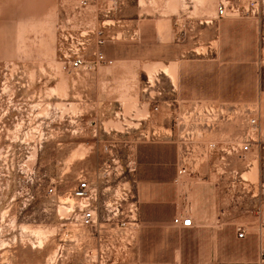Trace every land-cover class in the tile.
Returning <instances> with one entry per match:
<instances>
[{
	"label": "rangeland",
	"instance_id": "1",
	"mask_svg": "<svg viewBox=\"0 0 264 264\" xmlns=\"http://www.w3.org/2000/svg\"><path fill=\"white\" fill-rule=\"evenodd\" d=\"M42 1L0 0V264H210L198 260L204 244L179 256L171 224L146 236L137 191L152 178L173 181L176 146L167 139L182 145L180 180L192 183L185 202L192 215L200 200L218 210L211 264H264V0H219L230 18L219 17L221 30L192 22L187 37L186 95L203 78L217 91L248 97L206 119L214 128L226 124L221 141H250L244 156L232 151L224 159L211 154L214 128L203 127L205 119L177 114L175 69L168 77L138 47L122 53L119 45L141 40L103 25L133 16L138 0ZM78 56L84 62L75 67ZM162 107L170 108L163 123ZM85 176L98 189L92 228L76 225L71 196ZM172 208L154 205L160 215Z\"/></svg>",
	"mask_w": 264,
	"mask_h": 264
},
{
	"label": "crops",
	"instance_id": "2",
	"mask_svg": "<svg viewBox=\"0 0 264 264\" xmlns=\"http://www.w3.org/2000/svg\"><path fill=\"white\" fill-rule=\"evenodd\" d=\"M59 0H49L48 3L58 5ZM145 11L141 4V0L137 1L135 8V13L129 18H111L112 23H107L103 21L104 26L113 25L117 37L123 35L129 39H139L140 43L135 44H121L123 50L122 53L127 52L134 53L135 47L140 49V53H144L145 61L149 64L161 65L164 74L168 75L166 71L170 68L175 69V80L170 77V84L175 91V100L178 102L177 114L180 117H195L208 119L214 115L216 110L214 108H224L227 105L237 104L241 100H247L248 97L244 96V93L239 95L226 94L222 91H217L211 88V83L208 80L201 81L197 84V89L193 94L186 95L185 92V79L188 73H185L188 66V60L186 59V53L193 51V49L187 46V37L193 35L194 25L199 23L203 24L206 30L213 29L215 33L221 30L222 20L220 24L218 23L219 17L230 19L227 16H220L218 14V7L221 5L219 0H206L203 4L201 1L197 0H146L145 1ZM42 4H46V0L42 1ZM160 5V8H155ZM160 10V11H159ZM236 18L237 20L245 19V15L233 16L231 19ZM192 22H195L192 26ZM192 26V28H191ZM162 37L161 42L150 40V38ZM164 38V39H163ZM143 40V41H142ZM160 45L162 48L160 50H154V46ZM133 50V52H132ZM137 51V50H136ZM134 55V54H132ZM183 74V76H182ZM186 74V75H185ZM204 76V74H203ZM208 75H206L207 77ZM184 77V78H182ZM215 88V87H214ZM239 104V103H238ZM243 104V103H241ZM160 108V106H159ZM169 109L162 107L161 112H163V121L169 116ZM159 112V111H158ZM153 111V113H158ZM218 115V114H217ZM203 120V127L209 126L214 128L213 124L205 122ZM168 124V123H167ZM162 126H165L164 124ZM200 126V124H199ZM226 124L221 123L219 127H215L211 130L209 134L210 142H220L222 135H228V131L223 129ZM232 141V140H230ZM157 142V141H154ZM166 143H173L176 146L174 165L176 167V173L173 177L172 182L164 181V179H149L144 187L137 191V196L140 198L139 202L144 203L146 207V236H152V229L154 225H166L171 224L172 231L169 234L177 235L176 245L179 256L182 254H187L189 249L194 246V244L206 246L205 258H198L205 260V262L214 263L218 260V210L215 203L210 204L209 208H202V201L200 200V208L197 213L193 215L194 226L193 227H178L172 223L174 216L177 211L182 207L181 202V191L178 186L177 180L180 177V162L182 159L181 149L182 145L179 140L167 139ZM206 144V143H205ZM202 177L200 178V180ZM160 182V183H157ZM196 195L198 198L205 197L203 193V188L201 185L196 186ZM159 203H171L173 205L170 215L162 213L161 215L157 210H154V205ZM156 211V213H155ZM206 213H209V218L207 220ZM193 238H197V241H193ZM148 239V238H147ZM202 239H204L202 241ZM153 253V247L147 245L146 253ZM139 251V250H138ZM250 262V260H248ZM256 262V260H254Z\"/></svg>",
	"mask_w": 264,
	"mask_h": 264
},
{
	"label": "built area",
	"instance_id": "3",
	"mask_svg": "<svg viewBox=\"0 0 264 264\" xmlns=\"http://www.w3.org/2000/svg\"><path fill=\"white\" fill-rule=\"evenodd\" d=\"M86 4V1H83ZM218 14L220 16H224L226 14V6L221 4L218 7ZM100 34L103 31H99ZM80 45H85V41L81 40L79 42ZM99 59H104L103 54L98 55ZM84 60L81 57H76L72 61L73 66L79 67L83 64ZM159 110V105L154 106V111ZM209 148L211 154L215 152H222L221 158L224 159L226 154L235 151L240 156H244L246 153L250 151V141L248 139L242 141H220V142H210ZM178 186L180 188L181 194L180 197L182 199V207L177 211L174 216L172 223L178 227H193L194 220L191 210L187 207L188 193L192 189V183L189 181H181L177 180ZM184 195V196H183ZM72 198L76 202V225L81 228H92L98 222V189L97 187L90 181L88 177H82L77 186L72 190L71 193ZM185 198V199H184ZM124 223L123 225H126ZM238 236L240 238L245 237L246 230L245 228L240 227L238 229ZM261 262H264V248L260 253Z\"/></svg>",
	"mask_w": 264,
	"mask_h": 264
}]
</instances>
